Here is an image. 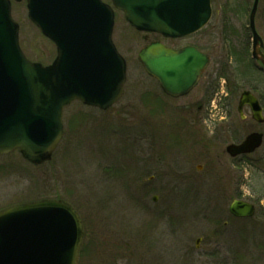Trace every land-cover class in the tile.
<instances>
[{"label":"rangeland","instance_id":"rangeland-1","mask_svg":"<svg viewBox=\"0 0 264 264\" xmlns=\"http://www.w3.org/2000/svg\"><path fill=\"white\" fill-rule=\"evenodd\" d=\"M252 1L211 0V17L201 30L190 38L163 39L170 47L195 43L210 56L199 86L176 99L162 93L137 59L145 40L157 36L136 34L118 13L115 33L121 28V49L128 56L123 94L103 110L78 101L67 106L64 134L49 162L33 166L15 151L0 155V208L43 198L71 205L83 229L78 264H264V171L250 164L264 168V141L236 163L222 153L234 138L264 133V123L250 120L248 108L244 120L236 111L244 89L261 95L264 104V72L256 66L253 74L242 75L244 58H238L241 50L250 58ZM12 16L24 53L51 62L55 47L28 20L24 0L13 1ZM255 29L264 51V0ZM225 86L232 93L225 95ZM202 92V119L179 109ZM214 106L217 114L209 111ZM225 113L228 118H220ZM197 120L200 136L192 131ZM238 196L254 203L252 217L229 214Z\"/></svg>","mask_w":264,"mask_h":264},{"label":"water","instance_id":"water-1","mask_svg":"<svg viewBox=\"0 0 264 264\" xmlns=\"http://www.w3.org/2000/svg\"><path fill=\"white\" fill-rule=\"evenodd\" d=\"M254 0L249 25L252 55L263 59L260 37L254 29ZM126 20L139 30L181 36L203 26L210 0H112ZM28 17L57 46L51 65L29 62L17 43V24L8 0H0V153L18 148L33 163L50 158L61 135L62 106L73 99L101 109L122 93L124 62L111 41L112 9L100 0H27ZM146 72L157 76L163 89L184 94L207 62L191 47L173 51L151 43L138 54ZM264 65V63H263ZM264 67V66H263ZM248 103L252 117L262 121L255 98L243 93L238 109ZM250 134L233 154L249 152L260 144ZM235 216L253 214V206L233 201ZM80 222L61 201L41 200L0 211V264H76L81 241Z\"/></svg>","mask_w":264,"mask_h":264},{"label":"flooded vegetation","instance_id":"flooded-vegetation-1","mask_svg":"<svg viewBox=\"0 0 264 264\" xmlns=\"http://www.w3.org/2000/svg\"><path fill=\"white\" fill-rule=\"evenodd\" d=\"M148 35L146 34L145 35V37H147ZM155 36H157L156 38H154L153 40H159V35H155ZM193 36V35H192ZM191 37V36H190ZM190 37H187V38H190ZM161 39V38H160ZM185 45H193V46H195L197 49H199L200 51H202L199 47H197L196 46V44L195 43H185V44H181V45H179V47L180 46H185ZM179 47H173V48H179ZM205 52V51H204ZM199 84L200 83H197V87L199 86ZM195 86V87H196ZM193 90H191L188 94H190L191 92H192ZM187 94V95H188ZM227 94V93H226ZM194 101L196 102V104L194 105L193 103H194ZM193 101V103L191 104V105H188V106H184V107H179V109H181V110H184L185 112H187V113H190V114H195L196 116L195 117H198L199 119H202L203 118V114H202V112H205L204 110H206L207 108L206 107H204L205 106V104H207V94H206V97H205V94H204V92H202V93H200L199 95H197L196 97H195V100ZM206 113H207V111H206ZM222 119L223 118H225V119H227L228 117H227V114L225 113V115L223 116V117H221ZM200 120H197V121H195V123H192V131L195 133V134H197V135H199L200 136V133H197V130H200V128L199 129H195L194 127L196 126V125H198V122H199ZM233 127V126H232ZM227 132H231V134H232V136L234 137L235 136V130L232 128H230V126L229 125H227ZM231 129V130H230ZM203 139H205L204 141H206L207 140V138H203ZM223 140V139H222ZM225 141V140H224ZM236 142H238L237 140H235V139H233V140H231V142H229V143H227V144H230V143H236ZM226 144V145H227ZM226 145H225V147H226ZM225 147H223V149H222V153L224 154V155H226L227 156V158H230L231 160H232V163L233 162H237V159H238V157H229L228 155H227V153H226V150H225ZM233 166H234V164H233Z\"/></svg>","mask_w":264,"mask_h":264}]
</instances>
